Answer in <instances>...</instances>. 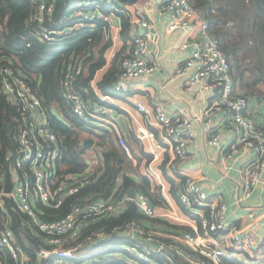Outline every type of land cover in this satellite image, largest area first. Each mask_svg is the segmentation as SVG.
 <instances>
[{
  "label": "built area",
  "instance_id": "obj_1",
  "mask_svg": "<svg viewBox=\"0 0 264 264\" xmlns=\"http://www.w3.org/2000/svg\"><path fill=\"white\" fill-rule=\"evenodd\" d=\"M30 1L36 5L33 20L40 26V37L48 42L69 35L76 29L87 27L93 31L98 23H109V15L106 14L108 9H128L135 14L136 24L147 30L143 34L132 35L129 52L120 61V72L115 78L114 90L119 94L129 95L137 80L155 72L156 66L150 57L155 33L151 31L153 25L149 16L147 17L149 5L154 4L153 0H140L133 5L122 4L118 0H75L77 20L73 27L63 30H52L46 24L52 18L54 3L49 2L50 0ZM155 4L159 11L169 17L166 24L168 32L184 29L190 33V38L181 45L182 49L190 48V55L177 70L178 76L188 77L189 90L198 85L203 91L213 95V102L205 114L220 111L226 114L230 129L234 131L231 153H236L239 149L255 153V159L243 170L242 198H249L264 176V128L258 126L252 116L251 100L236 92L227 56L211 33L209 23L190 1L158 0ZM111 15H114L113 12ZM83 72L82 60L66 64L62 80L63 95L80 119L88 124L92 123L96 130L105 134V129L93 122L110 118L108 108L102 104L85 103L74 88ZM0 92L18 107L27 125L19 132V155L12 172L9 171L12 192H4V195L12 199L14 207L34 225L36 236L41 241L37 260L33 263L29 254L16 241L7 222L0 231V250L8 251L15 264H76L77 261L89 264L105 250L98 243L113 234L129 237L133 242L129 246H118V251L125 250L144 261H150V257L158 255L171 262L173 256L179 255L191 264H223L224 259H235L243 264H264V231L257 235L254 231L257 224L236 226L227 218L228 205L220 197L206 192L193 176H184L177 185V190L181 206L196 216L197 235L177 230L179 233L168 236L136 222L84 233L100 219L123 212L131 200L136 202L146 217L157 220L155 206L144 192H136V198L132 199L128 193L118 196L115 191L109 197L98 196L76 203L61 217L43 218L44 211H40L38 203L44 207L59 209L68 197L80 194L82 189L95 183L100 175L94 172L93 165L88 161L86 174H67L57 178L56 172L51 169L61 154L57 135L50 130L46 119H39L43 114L41 99L24 75L4 55L0 57ZM107 98L104 97V100ZM137 109L145 120L155 118L156 126L172 149L175 159H186L187 145L194 137L193 121L183 113L168 114L160 104L151 109L140 102ZM114 131L121 147L132 157L130 147L119 129ZM140 132L142 138L153 137L149 130L141 129ZM220 143L219 134L213 133L209 137L211 146ZM120 181L119 177L117 182ZM0 204L3 205V201ZM0 264H5L2 254Z\"/></svg>",
  "mask_w": 264,
  "mask_h": 264
},
{
  "label": "trees",
  "instance_id": "obj_2",
  "mask_svg": "<svg viewBox=\"0 0 264 264\" xmlns=\"http://www.w3.org/2000/svg\"><path fill=\"white\" fill-rule=\"evenodd\" d=\"M197 12L209 23V29L219 41L230 63V72L235 83V90L248 97L251 101L259 98L264 105V0H189ZM54 3L51 20L46 24L52 30H63L73 27L77 18L75 15V0H50ZM124 4V3H122ZM36 5L30 0H0V57L5 56L11 64L26 78L42 102L43 112L50 130L57 135L61 154L51 167L57 178L67 174H86L88 149L84 147L87 132L85 121L80 119L63 95L62 80L66 64L70 61L82 60L83 74L75 84V90L83 99L92 98L95 103L107 105L90 86L97 70L106 61L104 52L110 46L108 35L109 23H98L93 29L84 27L74 30L71 34L54 41H44L40 37V26L33 20ZM113 10V11H112ZM113 14L121 21V36L125 41L132 39L133 28L131 11L125 8L108 9L107 15ZM82 58V59H81ZM122 54L116 55L112 66L99 83V89L106 97L114 90V81L120 72ZM56 109L60 115L55 113ZM27 127L25 120L16 105L0 92V231L9 222L16 241L25 249L33 263L37 260L40 240L36 236L34 225L20 213L13 200L4 195L5 179L8 171L13 170L15 160L19 155V132ZM103 140L104 136H100ZM122 154L119 148L112 145L104 153L103 163L99 164L96 174L99 179L82 189L80 194L68 197L59 209L37 206L44 211L43 218L54 219L65 215L76 203L98 196L109 197L115 191L117 195H125L129 189L136 191L139 187L148 196H156L148 192L149 183L145 179L143 185L137 184L123 170L125 163L119 164ZM121 178L118 183L117 179ZM38 209V210H39ZM129 222H136L150 229L152 222L131 200L123 212L107 216L90 226L84 233L88 234L106 227H121ZM169 230L173 226H168ZM178 228V227H176ZM178 231L188 232L187 228L179 227ZM176 231V233H179ZM191 232V231H190ZM192 233V232H191ZM194 234V233H192ZM99 246L105 249L95 261L89 264H191L182 256H173L169 262L155 255L150 261L138 259L129 252L118 251L120 245L133 244L131 239L119 234H113L101 240ZM109 248V249H106ZM119 253V256L110 254ZM5 264H15L6 250H0ZM81 262L77 261L76 264ZM223 264H243L235 259H224Z\"/></svg>",
  "mask_w": 264,
  "mask_h": 264
},
{
  "label": "crops",
  "instance_id": "obj_3",
  "mask_svg": "<svg viewBox=\"0 0 264 264\" xmlns=\"http://www.w3.org/2000/svg\"><path fill=\"white\" fill-rule=\"evenodd\" d=\"M131 14L133 22L131 36L143 34L147 29L136 24L137 18L133 12ZM148 16L153 25L151 31L155 33L150 52L156 66L155 72L151 76L137 80L131 94L123 95L112 90L111 95L107 96L109 100H104L106 96L99 89V83L109 71L116 55L121 53L123 58L128 54L130 45V39L125 41L121 36L120 19L115 15H109L108 35L111 44L104 52L106 63L97 70L89 84L97 97L107 104L111 117L93 122L100 124L105 129V134L96 130L92 123L87 125L88 130L84 136L86 139L94 140L87 152V162L89 161L93 165V170L97 171L96 167L103 163L104 153L111 149L112 145L119 148L122 154L119 164H126L123 172L126 171V175L140 186L146 179L149 183L148 192L156 195L149 196L158 216L157 222L151 223V230L174 236L179 227H184L194 233L193 235H197L196 216L181 206L177 190L181 179L188 175L195 177L206 192L220 197L228 205L227 218L236 226L246 223L257 224L254 227L255 233L257 235L263 233L264 176L251 197L242 198L243 170L255 159V153L239 149L232 154L230 145L234 131L230 129L226 114L223 111L205 114L213 102V95L203 91L198 85L189 90L188 77L178 76L177 70L190 55V48H181L182 43L190 38V33L184 29L168 32L166 24L169 17L159 11L155 3L152 13L149 11ZM75 58L79 60L78 57ZM83 100L85 103L98 104L90 97H84ZM140 102L151 109L160 104L165 107L168 114L183 113L193 121L194 137L187 145L186 159L182 161L175 159L172 149L156 126L155 118L150 117L147 121L138 111L137 105ZM250 109L256 124L264 128V105L251 101ZM54 111L60 115L56 109ZM39 119H46L44 112ZM115 129H119L125 138L132 157L121 147ZM141 129L149 130L153 137L142 138ZM213 133L221 136L220 145L209 144V137ZM100 136H104L105 139H101ZM172 164L174 166H171ZM137 190L136 192H142L141 187ZM168 226L173 228L169 230Z\"/></svg>",
  "mask_w": 264,
  "mask_h": 264
},
{
  "label": "water",
  "instance_id": "obj_4",
  "mask_svg": "<svg viewBox=\"0 0 264 264\" xmlns=\"http://www.w3.org/2000/svg\"><path fill=\"white\" fill-rule=\"evenodd\" d=\"M71 1V0H68ZM120 3H124V4H136L138 1L140 0H118ZM158 0H153L154 3H156ZM152 6L153 4L149 5V11L150 13H152ZM107 100H109V97L107 98ZM257 103L260 102L259 98L256 99ZM94 140L92 138H88L84 141V147L86 149H89L92 147ZM57 145H59V143H57ZM12 188H13V184H12V180H11V175L10 172H7L6 175V179H5V185H4V192L6 194H10L12 192ZM128 195L130 198L135 199L136 198V190L134 188L129 189L128 191Z\"/></svg>",
  "mask_w": 264,
  "mask_h": 264
}]
</instances>
